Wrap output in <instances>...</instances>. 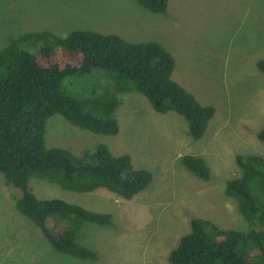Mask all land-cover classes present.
Listing matches in <instances>:
<instances>
[{"label":"rangeland","instance_id":"obj_1","mask_svg":"<svg viewBox=\"0 0 264 264\" xmlns=\"http://www.w3.org/2000/svg\"><path fill=\"white\" fill-rule=\"evenodd\" d=\"M75 30L158 43L174 59L172 80L200 104L212 106L214 115L198 140L188 136L182 117L155 112L136 92L118 95L114 136L51 116L44 134L47 148L80 156L103 144L114 156L128 155L152 181L124 200L102 189L75 193L30 179L28 186L39 199L58 198L111 216L109 226L82 224L77 242L96 254V260H85L48 244L16 210L20 190L6 185L0 174V264H168L191 218L246 232L250 226L225 187L238 176L237 156L264 157V143L257 138L264 128V74L257 69L264 60V0H168L163 14L148 12L136 0H0V50L25 33L63 37ZM64 81L67 92L79 97L97 84L94 75ZM184 155L204 161L208 181L180 163ZM238 252L249 262L256 255L250 247L239 246Z\"/></svg>","mask_w":264,"mask_h":264},{"label":"trees","instance_id":"obj_2","mask_svg":"<svg viewBox=\"0 0 264 264\" xmlns=\"http://www.w3.org/2000/svg\"><path fill=\"white\" fill-rule=\"evenodd\" d=\"M152 14L166 12L168 0H136ZM264 74V60L257 63ZM174 59L153 41L130 43L115 34L75 30L66 36L48 31L10 39L0 50V174L20 190L16 210L32 223L58 253L85 260L96 254L78 244L84 223L111 225L108 213L95 212L62 199L37 198L28 183L36 178L75 193L102 189L130 200L152 181L145 169L133 167L128 155L114 156L96 145L80 156L45 146L47 120L59 115L70 125L103 136L118 133L114 111L118 95L136 92L160 114L173 112L187 124V134L200 139L214 108L171 78ZM96 76L85 97L72 96L65 79ZM264 143V128L257 134ZM238 176L226 182V196L236 200L249 224L246 232L224 230L211 221L191 218L189 232L170 251L168 264H264V157L237 156ZM180 163L201 181L210 178L204 161L184 155ZM256 251L247 261L238 247Z\"/></svg>","mask_w":264,"mask_h":264}]
</instances>
